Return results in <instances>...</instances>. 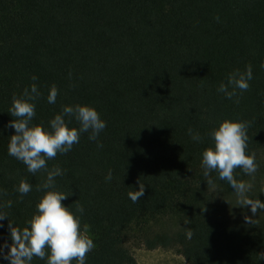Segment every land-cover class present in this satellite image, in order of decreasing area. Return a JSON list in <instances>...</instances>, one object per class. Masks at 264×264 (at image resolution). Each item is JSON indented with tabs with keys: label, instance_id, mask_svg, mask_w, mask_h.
Wrapping results in <instances>:
<instances>
[{
	"label": "trees",
	"instance_id": "1",
	"mask_svg": "<svg viewBox=\"0 0 264 264\" xmlns=\"http://www.w3.org/2000/svg\"><path fill=\"white\" fill-rule=\"evenodd\" d=\"M248 65L247 91L233 99L217 91ZM262 65L264 0H0V189L7 193L0 205L12 202L0 208L8 216L0 245L11 243L8 220L25 227L43 195L36 186L45 173H29L7 150L12 97L35 83L41 95L33 124L47 129L75 104L93 107L106 123L96 141L83 133L70 152L47 161L64 170L56 190L72 191L61 203L76 215L74 201L84 208L81 229L90 226L95 244L86 264H137V246L175 249L189 264H264L257 259L264 210L253 224L230 219L223 198L234 189L216 172L208 185L201 166L210 130L224 119L246 121L247 153H255L258 170L254 179L241 169L234 175L245 182L264 175ZM52 85L55 104L47 101ZM68 126L79 127L74 119ZM21 179L32 185L23 196ZM137 180L145 192L133 203L127 193L139 189ZM247 195L264 202V189ZM0 264L9 262L0 256Z\"/></svg>",
	"mask_w": 264,
	"mask_h": 264
},
{
	"label": "clouds",
	"instance_id": "2",
	"mask_svg": "<svg viewBox=\"0 0 264 264\" xmlns=\"http://www.w3.org/2000/svg\"><path fill=\"white\" fill-rule=\"evenodd\" d=\"M252 78L251 65L246 66L244 71L236 69L229 73L227 83L219 84L217 91L223 93L226 98L233 99L237 96V90L242 93L249 89L248 82ZM32 79L35 80L36 77L33 76ZM40 95L35 83L30 89L25 88L21 96L13 95L9 108L13 119L7 127L14 129V134L9 137L7 150L10 156L26 166L29 173H45V179L36 186V191H43V195L36 203L35 212L26 220L25 227L21 229L8 220L11 243L0 245V256L9 264H32L34 258L45 260L46 264H86L88 253L95 248V244L88 235L90 226L85 224L83 230L81 229L80 215L83 214L84 208L77 200L74 201L75 211L80 214L76 215L61 203L72 195V191L64 193L56 190V177L63 176L64 170L58 165L49 168L47 161L55 159L58 154L70 152L73 146L79 143L83 133L89 134L90 141H96L106 128V123L93 107L75 104L63 106L61 113L48 121L47 129L42 124H33L32 120L36 115L34 101L39 99ZM57 95L58 89L52 85L47 95L48 103L55 104ZM238 102L237 99L236 103ZM65 117L70 119L66 120ZM73 119L79 125L78 128L68 126ZM249 126L246 121H220L218 126L208 133L212 143L201 153V166L208 185H214L210 173L216 172L219 180L226 181L234 189L239 207L250 206L252 215L256 216L258 210H264V202L249 198L247 193L253 185L237 180L234 175L236 169H241L244 174L254 179L258 170L255 153H247ZM188 134L197 142L202 140L199 133H193L191 128L188 129ZM102 146L98 144V147ZM105 179H112L111 170ZM137 184L138 190L127 193L133 203L139 202L145 192L144 184L139 180ZM16 191L21 196L27 195L32 191V185L21 179ZM4 195H7L6 191L0 189V196ZM11 206L12 202L9 200L0 205V208ZM4 219H8L7 213L0 211V221ZM244 219L249 224L256 222L250 216H245ZM193 234L191 228H186L185 235L188 239H191ZM4 248H7L6 253ZM257 259L264 260V252L258 253Z\"/></svg>",
	"mask_w": 264,
	"mask_h": 264
},
{
	"label": "rangeland",
	"instance_id": "3",
	"mask_svg": "<svg viewBox=\"0 0 264 264\" xmlns=\"http://www.w3.org/2000/svg\"><path fill=\"white\" fill-rule=\"evenodd\" d=\"M264 158V152H263ZM249 182V181H248ZM253 185L251 189H264V175L259 180L249 182ZM224 213L234 221L245 220V216H252L250 206L243 208L237 204V196L235 192L229 196H224ZM164 224L158 223L155 227L162 228ZM167 226V224H165ZM133 255L137 264H189L175 249L172 248H153L148 249L144 246L132 248Z\"/></svg>",
	"mask_w": 264,
	"mask_h": 264
}]
</instances>
